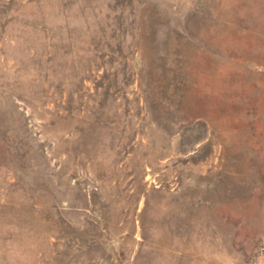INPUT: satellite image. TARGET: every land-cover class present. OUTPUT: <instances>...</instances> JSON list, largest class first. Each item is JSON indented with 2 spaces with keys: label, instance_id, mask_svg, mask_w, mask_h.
Masks as SVG:
<instances>
[{
  "label": "rangeland",
  "instance_id": "1",
  "mask_svg": "<svg viewBox=\"0 0 264 264\" xmlns=\"http://www.w3.org/2000/svg\"><path fill=\"white\" fill-rule=\"evenodd\" d=\"M264 0H0V264H264Z\"/></svg>",
  "mask_w": 264,
  "mask_h": 264
},
{
  "label": "built area",
  "instance_id": "2",
  "mask_svg": "<svg viewBox=\"0 0 264 264\" xmlns=\"http://www.w3.org/2000/svg\"><path fill=\"white\" fill-rule=\"evenodd\" d=\"M262 252L264 253V245H263V248H262Z\"/></svg>",
  "mask_w": 264,
  "mask_h": 264
}]
</instances>
